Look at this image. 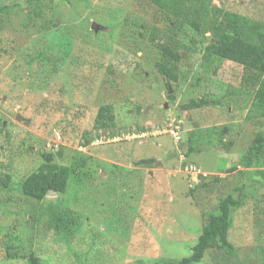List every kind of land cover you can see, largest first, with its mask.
Here are the masks:
<instances>
[{
	"label": "rangeland",
	"instance_id": "374dc122",
	"mask_svg": "<svg viewBox=\"0 0 264 264\" xmlns=\"http://www.w3.org/2000/svg\"><path fill=\"white\" fill-rule=\"evenodd\" d=\"M28 1L0 4V182L10 176L16 187L42 152L70 168V182L42 203L0 185V264H27L36 250L40 264L174 263L191 255L229 195L241 202L228 235L234 255L209 251L200 264H264V157L246 166L264 117L253 112L243 67H204L200 44L211 34L185 28L173 38L197 45L180 50L172 82L158 72L164 40L151 42L152 30L168 28L150 3ZM211 2L264 23V0ZM204 97L207 106L182 109ZM102 106L115 116L109 130L95 126ZM56 201L80 216L69 243L48 227ZM7 247L24 258L10 260Z\"/></svg>",
	"mask_w": 264,
	"mask_h": 264
},
{
	"label": "trees",
	"instance_id": "16d2710c",
	"mask_svg": "<svg viewBox=\"0 0 264 264\" xmlns=\"http://www.w3.org/2000/svg\"><path fill=\"white\" fill-rule=\"evenodd\" d=\"M4 1L0 0V4ZM33 1L36 0L28 1L30 7L32 6L30 3ZM40 1L42 0H38V2ZM143 1L150 3L157 9L158 14L168 28V31L162 34L156 28L153 29L154 36L150 39L151 42H154V37L164 40L163 43H156V46L162 53V62L158 64V72L165 79L172 82L177 80V75H175L173 69L175 63L181 59L182 53H180V50L192 51L191 46L197 45L195 40L191 39H189L192 41L190 45H181L173 38V35L184 32L185 28L190 30L188 36L192 38L200 34L205 36L210 33L211 38L203 42L202 45L200 44L204 67H210L215 61L232 62L243 67L245 73L242 85L245 88L249 86L248 90L254 93L253 112L264 117V23L234 12L218 9L212 5L211 0ZM7 8L8 6L4 5L2 11ZM32 8L34 17L38 18L39 14L42 13L40 4H35ZM27 21L32 22V18L28 17ZM167 97L169 100L174 99V95L169 94V92ZM208 104L209 101L204 97L192 100L187 105L182 106V109L194 110ZM114 122L115 116L112 107L102 106L95 119L96 128L98 130H109L113 127ZM112 136L115 137L114 134ZM190 144L185 149L193 151ZM41 156L42 163L39 167L21 179L16 187L10 186L11 177L5 176L0 182L3 189L12 191L18 188L27 199L39 203H42L50 193L65 194L70 182V168L57 164L55 156L51 153L42 152ZM263 157L264 136L259 134L248 151L246 166H260ZM153 164H155V161L152 159H143L138 163L139 166L144 168H150ZM240 206L241 202L232 195L220 200L217 212L208 216L207 222L192 248L191 255L170 264H200L209 251H223L228 255H234V248L228 240V235L233 225L232 214ZM63 207L61 203L56 201L50 205L49 210L45 211L49 212L48 227L69 243L81 231L80 216L68 207ZM32 219L34 220V216ZM43 249V245L40 244L38 251L41 252ZM5 250L10 260L24 258L10 247L5 248ZM37 255L36 250L30 255L27 264H40L42 258Z\"/></svg>",
	"mask_w": 264,
	"mask_h": 264
},
{
	"label": "water",
	"instance_id": "95a60500",
	"mask_svg": "<svg viewBox=\"0 0 264 264\" xmlns=\"http://www.w3.org/2000/svg\"><path fill=\"white\" fill-rule=\"evenodd\" d=\"M169 94H171V88L169 87ZM43 143H45V142H43ZM43 143H42V145L41 146H39L38 148H37V151H40V149H41V147L43 146Z\"/></svg>",
	"mask_w": 264,
	"mask_h": 264
},
{
	"label": "built area",
	"instance_id": "2783aa9c",
	"mask_svg": "<svg viewBox=\"0 0 264 264\" xmlns=\"http://www.w3.org/2000/svg\"><path fill=\"white\" fill-rule=\"evenodd\" d=\"M178 129V128H177Z\"/></svg>",
	"mask_w": 264,
	"mask_h": 264
}]
</instances>
